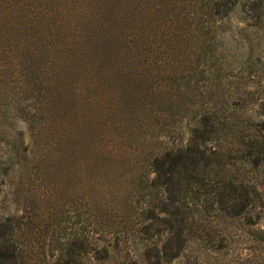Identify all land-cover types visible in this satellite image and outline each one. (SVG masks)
I'll list each match as a JSON object with an SVG mask.
<instances>
[{
    "label": "rangeland",
    "instance_id": "1",
    "mask_svg": "<svg viewBox=\"0 0 264 264\" xmlns=\"http://www.w3.org/2000/svg\"><path fill=\"white\" fill-rule=\"evenodd\" d=\"M212 1L0 0V58L20 81L18 63L40 62L30 99L0 93V222L17 225L25 264H264V165L235 159L234 135L209 142L228 156L225 213L184 249L176 175L164 156L152 171L191 148L219 92L256 137L264 13L243 0L213 16Z\"/></svg>",
    "mask_w": 264,
    "mask_h": 264
},
{
    "label": "trees",
    "instance_id": "2",
    "mask_svg": "<svg viewBox=\"0 0 264 264\" xmlns=\"http://www.w3.org/2000/svg\"><path fill=\"white\" fill-rule=\"evenodd\" d=\"M243 0H213L212 1V15L223 14L227 16L239 3ZM256 3V9L259 16L264 13L263 3L264 0H248ZM87 59V56H86ZM9 61L0 58V93L5 92L6 89H14L15 87L24 88L21 91L24 92V99L28 100L31 97L28 95L32 88H28L30 84H36L37 77L32 72L37 70L38 61H32L28 64L24 63L18 70L22 73L23 80L18 79V75L13 74L14 71L9 69ZM85 63V62H84ZM72 64V60L68 66ZM252 63H248L250 66ZM35 65V69L33 66ZM10 71V72H8ZM242 71V67L238 68V72ZM4 73V75H3ZM4 76V78H3ZM32 76V77H30ZM235 78H242V74L234 75ZM27 77V82L26 81ZM94 83L93 77L85 82V85H92ZM244 83V82H243ZM241 82V84H243ZM235 94L238 93V87L240 82L234 80ZM2 89V90H1ZM40 93V88H36ZM70 91V90H69ZM71 92V91H70ZM5 95V93H3ZM214 94V107L213 104L203 112H201L196 119V126L192 129L191 144L195 148H176L171 149L168 152L162 154H156L152 160V171L156 176L163 175L165 173L162 170V156L165 160H168V172L170 174L175 173L174 183L176 184L175 194L177 196V207L174 213L176 214V220L179 223V234L181 236V244L179 249H184L183 233L190 229L198 232H206L209 235V230L206 228L208 216L206 213L210 211L214 213H225L224 195H225V182L228 170L226 168V160L228 158L227 153L223 150L222 145H209L210 141L222 140L227 135H234L236 138V152L241 151V155L235 159L242 161V164H249L252 166L264 165V95L256 100V104L259 107V119L258 125L252 124L256 127V137L253 138L248 133L249 128L247 122L240 120H230L225 110L220 107L222 102V95ZM41 98L40 94H37L34 98L38 100ZM65 99V98H63ZM237 155V154H236ZM235 155V156H236ZM158 177L154 178L156 181ZM156 183V182H155ZM159 183V182H157ZM163 184V183H162ZM166 185V184H165ZM167 186V185H166ZM165 189H170L166 188ZM185 198L187 199L186 205L184 204ZM202 198V199H201ZM209 198L212 200H209ZM189 200V201H188ZM191 205V206H189ZM197 211V212H196ZM201 211V212H200ZM164 214H173L172 212H166L161 210ZM205 212V213H203ZM203 213V214H202ZM214 216V215H213ZM168 223V222H166ZM165 223V224H166ZM8 225V227L6 226ZM0 222V264H25L26 253L21 249L15 240L13 239V233L18 228L14 223ZM209 229V228H208ZM56 264V263H55Z\"/></svg>",
    "mask_w": 264,
    "mask_h": 264
}]
</instances>
